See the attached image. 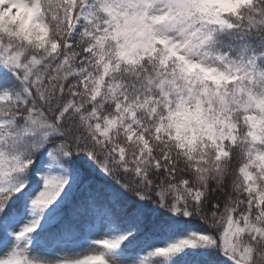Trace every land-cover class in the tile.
<instances>
[{"label": "snow or ice", "instance_id": "obj_1", "mask_svg": "<svg viewBox=\"0 0 264 264\" xmlns=\"http://www.w3.org/2000/svg\"><path fill=\"white\" fill-rule=\"evenodd\" d=\"M0 264H264V0H0Z\"/></svg>", "mask_w": 264, "mask_h": 264}]
</instances>
